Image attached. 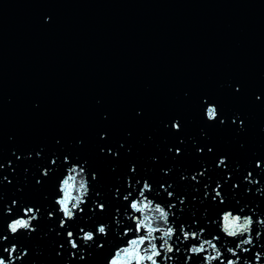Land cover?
I'll return each mask as SVG.
<instances>
[{
	"label": "water",
	"instance_id": "95a60500",
	"mask_svg": "<svg viewBox=\"0 0 264 264\" xmlns=\"http://www.w3.org/2000/svg\"><path fill=\"white\" fill-rule=\"evenodd\" d=\"M72 164L91 194L61 227L55 200ZM145 180L177 228L161 264H203L207 252L187 249L214 235L224 264L235 259L227 247L247 234H223L228 209L257 221L240 264L264 253V0H0V256L15 244L14 256L27 249L15 264H107L137 238L130 203ZM26 207L39 209L36 231L9 233ZM99 224L107 236L85 244L81 228ZM182 225L201 239L184 241Z\"/></svg>",
	"mask_w": 264,
	"mask_h": 264
},
{
	"label": "clouds",
	"instance_id": "9594fccd",
	"mask_svg": "<svg viewBox=\"0 0 264 264\" xmlns=\"http://www.w3.org/2000/svg\"><path fill=\"white\" fill-rule=\"evenodd\" d=\"M50 19V18H48ZM260 97L258 96L257 99ZM206 102V101H205ZM206 118L209 122H214L219 117V109L214 104H208L206 109ZM225 120L221 118V123H224ZM235 122V120H234ZM243 124V121H241ZM173 127L176 130H179L180 123L177 120ZM179 152V150H177ZM225 158H221L220 163H224ZM65 160L68 161L69 158L65 157ZM55 163V160H53ZM260 162H257L259 166ZM49 170H44V175H48ZM252 173H249L251 176ZM92 178L96 179L97 174L93 173ZM196 177L193 176V179ZM71 181V183H70ZM258 183V181H257ZM163 187V186H161ZM220 186L217 185V188ZM153 186L145 180L143 183V188L139 191V196L131 200L130 208L132 213H140V216L133 215L132 220L135 223V232L137 233V238L128 239V246L125 247L121 245L115 249L114 255L108 260L107 264H133V261L136 264H161V261L157 258L161 257L162 250L164 253V260L170 262L172 257L169 254H172L175 250V245L172 242L173 238L176 236L177 228L174 226V223L170 220V217L173 213L164 206V204L157 202L156 200L150 198L145 193L151 191ZM69 189L74 191L76 195L70 196ZM59 192L61 195L57 196L55 202L59 205V211L63 213V219H61V227H63L67 221L75 219L77 211L83 212L82 205L87 202V197L91 194V181L88 179L87 169L79 164H72L71 167L67 169V174L59 182ZM132 193H128L124 196V200L127 201L129 196ZM174 194L172 192L168 193L169 197H172ZM217 196H221L220 191L217 190ZM2 198V197H0ZM215 199V198H214ZM224 201L221 200V203ZM16 201H13L15 204ZM101 210L105 209L104 204H99ZM11 209H9V212ZM24 215L19 216L15 219H12L8 223L9 233L16 235L19 231H36V226L33 221L39 218V209L33 207H26L23 209ZM32 213V215H29ZM53 213H49L51 217ZM220 230L228 238H238L247 234V238L242 239L236 245L235 248L227 247V252L232 256L236 257L235 259H228L227 264H240V256L237 255V250L242 249L243 252L247 253L250 249L249 247H242L244 245L252 246L254 244V237L252 235L253 227L257 223L253 219L252 215H240L239 213L234 214L232 209L223 211L220 216ZM259 224L264 226V217L259 219ZM141 229L146 230V234L139 235ZM132 228H126L124 234L128 235L129 231ZM181 231L183 232L184 241L191 239H201L197 236L196 231H186L184 226H181ZM205 229H200V233H203ZM82 239L85 244H91L95 241L97 234L107 236L108 225L99 224L97 226L96 232L91 230L85 231L81 228ZM159 233V235H157ZM74 233L68 231L67 236L69 238V243L72 249H77L79 247L77 240L72 239ZM261 235L260 232L256 233V237ZM7 236H4L3 239L7 240ZM220 239L219 235H214L211 240L201 239L199 244H192L187 251L190 254L199 255L201 253L207 254L204 256L203 264H213V261L220 260V264H224V253L221 251V247H217V244L214 241ZM160 240L162 243L157 244V241ZM147 242V243H146ZM102 246V245H101ZM264 246V245H262ZM8 253L9 259H5L3 256H0V264H15L17 259H22L24 255H27V249L19 257L14 256L13 254L18 251L17 245L13 244L11 249H4ZM178 251V250H177ZM73 255H75L73 253ZM264 256V253L257 251L255 253L256 264H262L261 257ZM188 259L191 260V255L188 256ZM243 264H253L249 259H244Z\"/></svg>",
	"mask_w": 264,
	"mask_h": 264
}]
</instances>
